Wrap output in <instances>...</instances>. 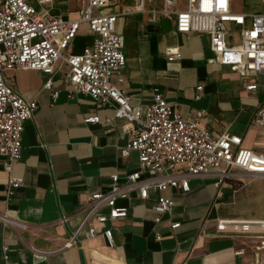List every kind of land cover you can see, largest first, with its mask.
Masks as SVG:
<instances>
[{"label":"crops","instance_id":"1","mask_svg":"<svg viewBox=\"0 0 264 264\" xmlns=\"http://www.w3.org/2000/svg\"><path fill=\"white\" fill-rule=\"evenodd\" d=\"M55 1L67 6L57 10ZM131 2L111 0L101 11H116ZM159 4L155 0L154 6ZM77 6V0H53L51 11L73 18ZM229 24L237 30V25ZM114 28L123 35L124 65L122 79L115 75L110 79L130 95L131 105L143 112L155 89L183 116L195 117L201 111L196 120L211 135L224 130L235 133L241 145L264 151V129L253 122L264 103V83L260 79L255 89L246 91L238 74L214 58L206 33L177 32L171 18L146 12L119 14ZM89 41L90 33L81 24L71 42L72 52ZM175 45L180 56L169 60L165 47ZM65 69L64 63L54 62L50 88L42 86L49 74L38 69L4 71L16 91L33 98L37 107L23 124L20 153L10 170L21 185L9 199L4 190L8 171L0 155V211L16 221L11 225L0 221V264H264V246L257 247L261 237L215 227L218 217L264 218L231 207L244 181L225 178L215 184L211 176L188 177L185 191L177 186L149 188L145 198L130 190L115 199L127 207L125 216L94 221L92 236L83 226L69 246L61 247L76 228L89 193L105 191L110 173L121 177L138 166L134 150L119 154L129 131L122 128L125 119L113 115L114 102H98L76 91L65 80ZM93 114L97 121L83 120ZM146 175L147 171L141 172ZM159 194L169 196L172 204L155 221L151 204ZM171 221L179 223L170 227ZM106 226L111 229L112 245L101 233Z\"/></svg>","mask_w":264,"mask_h":264},{"label":"built area","instance_id":"2","mask_svg":"<svg viewBox=\"0 0 264 264\" xmlns=\"http://www.w3.org/2000/svg\"><path fill=\"white\" fill-rule=\"evenodd\" d=\"M52 1L0 0V155L4 157L2 166L8 171L6 199L21 185V179L10 173L11 165L20 153L24 121L37 107L33 98L23 97L7 81L6 70L38 69L49 74L42 86L50 88L54 62L64 63V78L76 91L98 102H114L113 115L123 117L122 128L129 131L125 143L119 146V154L126 156L134 150L138 165L121 177L110 173L105 191L89 193L76 228L61 247L69 246L83 226L86 235L92 236L94 221L111 222L125 216L127 207L116 204L115 199L124 198L130 190L145 198L149 188L160 191L177 186L185 191L188 177L194 175L214 177L215 184L225 178L243 183L240 175L264 177V151L241 145L240 135L225 130L211 135L196 120L201 111L195 117L183 116L155 89L151 101L140 112L130 104V95L110 79L115 75L121 80L124 65L123 35L114 28L116 16L146 12L171 18L177 32L206 33L214 58L234 70L244 89L251 91L258 80L264 83V10H235L232 0H159V6H154L155 0H132L119 10L101 11L111 0H77L76 17L65 18L51 11ZM228 22L237 25V30L228 32ZM81 24L90 33V41L80 51L72 52L71 42ZM165 54L169 60L178 58L179 47L167 46ZM83 120L97 121L98 116L88 115ZM253 122L264 129V103L256 110ZM142 171L148 175L141 176ZM171 204L169 196L157 195L151 204L154 220L158 221ZM0 221L16 223L5 211H0ZM178 223L171 221L169 226ZM215 227L253 233L261 237L257 247L264 246V218L218 217ZM101 233L107 245H112L110 227H104ZM5 248L2 245V250Z\"/></svg>","mask_w":264,"mask_h":264},{"label":"rangeland","instance_id":"3","mask_svg":"<svg viewBox=\"0 0 264 264\" xmlns=\"http://www.w3.org/2000/svg\"><path fill=\"white\" fill-rule=\"evenodd\" d=\"M75 1V0H74ZM233 7L235 10H246V11H262L264 10V4L261 0H232ZM72 6L73 3H70ZM57 10L64 9L67 4L57 3L55 1L53 5ZM228 32H232L235 29L229 23L225 25ZM236 33V38L237 32ZM243 185L236 193L235 200L230 204L233 209H237L241 214L247 215H264V180L257 177L243 178Z\"/></svg>","mask_w":264,"mask_h":264}]
</instances>
